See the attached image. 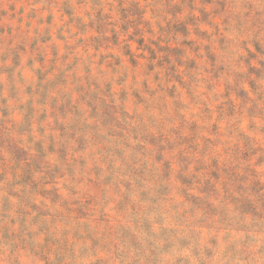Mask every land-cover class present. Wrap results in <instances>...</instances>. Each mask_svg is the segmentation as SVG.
Masks as SVG:
<instances>
[{"label": "rangeland", "instance_id": "obj_1", "mask_svg": "<svg viewBox=\"0 0 264 264\" xmlns=\"http://www.w3.org/2000/svg\"><path fill=\"white\" fill-rule=\"evenodd\" d=\"M154 1L0 0V118L9 113L19 141L16 151L0 139V264H264V205L246 204L253 179L264 187V0ZM100 7L110 25L92 58ZM131 37L157 52V71L174 69L152 98L147 60L125 55L127 44L142 54ZM112 96L143 124L120 155L128 126ZM180 113L201 116V139L147 134L179 126ZM197 144L202 161L180 156ZM131 157L148 184L128 171ZM182 191L207 200L195 213Z\"/></svg>", "mask_w": 264, "mask_h": 264}, {"label": "trees", "instance_id": "obj_2", "mask_svg": "<svg viewBox=\"0 0 264 264\" xmlns=\"http://www.w3.org/2000/svg\"><path fill=\"white\" fill-rule=\"evenodd\" d=\"M152 3H149V7L153 6L154 4V0H151ZM135 4L132 2V5ZM96 6H101L99 4L96 3ZM120 6H121V12L124 14V7H123V4L122 2L120 1ZM110 17L107 16V15H104L103 14V9L102 7H100L93 19H92V24H95L97 26V31L100 34L99 37H96L93 41H94V50L96 51V54L92 56V58H95V56L97 57L98 56V53L100 51V48L102 47V42L105 41L107 39L106 37V34L103 32V31H100L103 30V28L105 27H108L110 25V21H109ZM111 32H114V35L116 37H118V31L115 30V27L112 28ZM119 41V38H117V42ZM130 41H133V42H136L138 44V47H137V50L138 51H142V54L140 55H136L132 52L131 50V47L129 44H127L126 46H124V49H125V55L129 57V62L137 67L139 66V61L137 60V58L139 59H143V60H147V63H146V71L148 72V75L151 74V79H148L146 78L144 83H143V87L145 88V91L146 93H149V95L152 96L154 95L152 92V88H151V84L155 85L156 89L159 88V89H163L164 87H167L170 82H172L169 78V73H173L172 69L171 68H168V69H165L163 71H157L155 68H160L161 70L164 68L162 66V63L161 62H157L156 61V56H157V52L152 49L151 47H149L148 45H146L144 42V38H139V39H134L133 37H131ZM148 52L149 55L146 56L145 53ZM106 57L105 56H100V59H105ZM91 59V58H90ZM106 60V59H105ZM105 60L102 61V64L105 62ZM173 68V67H172ZM155 71V74L152 75V72ZM162 73L164 74V76L162 75ZM172 88H175V86L173 85ZM95 101V99H92ZM114 100V101H113ZM106 102V99L104 97H100V99L97 101V104H104ZM111 104H109L110 108L112 109L113 111V116L118 120V121H123V125H127L128 128H126L122 134L119 135V140L117 139V141L114 143L115 145V152L118 153L119 155L122 153V147H121V144L123 146H126V148H130V145H131V134H137L135 132V130H137L140 126H143V124L141 125L142 123V119H139V117L137 116V119H136V124H133V120H128V114L126 113V111L123 110V108H119L116 104H117V101L115 100L114 96L111 97V101H110ZM150 106V105H149ZM117 109H120L121 110V115L120 116H116L115 114L117 113ZM28 116L25 115V118L24 120H26V123H31L30 119L34 113V107L32 106V102H30L29 106H28ZM179 112V111H178ZM8 114L7 112L3 111V118H0V139H6L7 137H11L12 138V141L14 142L15 144V149L16 151H18L17 149V146H18V143L19 141H15L13 139V135H14V131L9 128V123L10 125H13L11 124V121L8 120ZM108 118L110 119V121H113L115 120V118L111 117L108 113ZM178 123H179V126H177L174 122H169L170 125H172L171 128L167 129L165 126V123H152L155 130L157 131L155 134H151V133H148L149 135H151L153 138H157L159 141H161L162 139H170L171 137V132L174 131L175 129H180L181 131H184L186 129H188L190 131V133H187V136H186V139L187 140H192V141H197L198 139H201V135L198 134V129L200 127V118L201 116L197 115V114H190L188 115L187 113H180V115H178ZM202 120H204L202 118ZM151 124V122H150ZM132 125H135V126H138V127H133ZM214 127H216V125H213ZM178 127V128H177ZM205 129V128H204ZM205 138V136L202 134V139ZM136 140V141H135ZM153 140V139H152ZM132 141H135L138 143L141 144H145V141H146V136H145V141H143L142 139L138 140V139H134ZM19 147V146H18ZM38 147H40V144H38ZM22 150H24L23 148H20ZM2 152H3V148L1 149V146H0V160H2L4 158V156L2 155ZM200 151H199V144H197V146L194 148V153H189V151L187 150H182L181 153H180V156L181 157H185V156H188V157H192V158H196L199 162L202 161L201 158L199 157H204L203 156H200L199 155ZM13 156V155H11ZM21 160V159H20ZM18 160V161H20ZM127 165V168H128V171L133 175L135 176L136 180H138L137 182H142L141 185L144 183V184H148L149 183V179H147V176H146V173H147V170H146V167L143 169L138 165L136 159H134V157H131L129 159V162H126L125 163ZM169 166H170V163H168ZM166 164V166L168 165ZM153 165V169H151L150 171H148V176L150 177H156V181L157 182H161L163 181V178L160 176V165ZM189 167H185L183 170H188ZM200 168L199 167H195L194 170L191 172L192 174L193 173H198V170ZM182 170V171H183ZM158 172V173H157ZM158 175V178H157V175ZM183 175H186V177H189L191 176L193 179H197L195 177V174L191 175L190 174V170H188V172L183 173ZM218 180V179H216ZM191 184V182H190ZM208 184L209 186H213V185H216L217 182H213V177L211 176L209 179H208ZM186 186V185H185ZM204 186L205 183H204ZM252 187H258V193L256 195H254L253 198H248L247 199V202L246 204L250 205L251 207H253L255 210H257L259 207H261V205H264V187L261 186V182L259 179H253L252 181ZM184 189V188H183ZM182 192H185V196L189 199H191L192 201H194L196 207L195 209L193 210L195 213L196 211L198 212V201H204V200H207V198H200L198 196H195V195H190L188 193H186V191H182ZM204 193H205V190H204ZM261 204V205H259ZM236 245L235 244V248H236Z\"/></svg>", "mask_w": 264, "mask_h": 264}]
</instances>
